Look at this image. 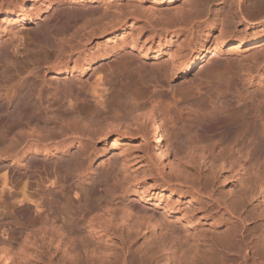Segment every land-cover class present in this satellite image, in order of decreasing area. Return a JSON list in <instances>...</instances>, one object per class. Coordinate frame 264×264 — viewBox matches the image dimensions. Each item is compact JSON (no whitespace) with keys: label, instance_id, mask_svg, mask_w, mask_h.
<instances>
[{"label":"bare ground","instance_id":"1","mask_svg":"<svg viewBox=\"0 0 264 264\" xmlns=\"http://www.w3.org/2000/svg\"><path fill=\"white\" fill-rule=\"evenodd\" d=\"M60 1L47 0L48 3L46 5L41 3L43 5L41 7L35 5V3L31 4V0H0V7L3 8L8 3L7 8L16 9L12 14L6 10L2 21L10 19L13 23L24 24L29 22L31 18L36 20L40 17L43 10H47L51 4ZM67 1L86 3L88 5L79 13L85 24H88L83 28L84 31L90 29L94 31L97 28L104 32L109 28L114 29L123 23L122 28L113 30L110 35L115 38L128 29L135 27L137 33L131 32L128 39H125L126 45L131 47V53L136 50L139 53L138 55L145 59H158L161 56H167L169 61L159 66L158 71H154V73L151 70L157 83L164 77L172 78L177 72L182 76H187L196 67H203L212 54L218 55V51L220 52L223 46L231 45L233 49L239 50L242 46L251 45L252 48H257L264 45V0H259L254 5L253 11L249 9L247 0H231L230 4H226V6L230 5L226 10V14L220 10L214 12L209 5L211 0H195L194 2L191 1L192 3L189 0H185L189 2L188 8L186 6V13L182 12L180 15L170 16V18L169 16L166 18L167 14L163 13V11L173 12L176 7L187 3L185 2L184 4L182 0H154L155 3L165 5V8L161 9L163 11L161 12L158 9L160 11L158 12L157 9L156 11L153 7L149 8L144 5L147 0H136L128 7L121 4L123 0ZM178 2L183 4L177 6ZM95 3L100 5L97 6ZM206 5L207 7L201 8V6ZM143 8L151 12V16L147 14L148 12L145 13L146 17L150 16L151 18L152 31L151 35L145 39H142V31L148 26L143 27L145 24H142L141 21L144 15L138 12L139 9L142 10ZM0 12H3V10H0ZM163 14H166L164 17L167 21L165 22L164 17H161V19H159L160 17L157 18ZM211 14L213 17L210 18ZM204 17H206V21L208 20V23L204 26L209 29L206 37L200 35L195 42L197 38L195 29L200 24H204L201 22ZM238 25L244 26V30L237 31L235 28ZM0 29L5 31L7 28L0 24ZM250 29L253 30L249 31ZM93 31L91 30V32ZM52 33L54 34V32ZM74 36L72 37L73 40ZM210 36H212V39H210L211 43L208 41ZM65 38L64 41L69 40ZM52 39L54 40V38ZM75 39L77 41L78 38ZM87 40L90 39L88 38ZM107 40H110V38L107 37ZM55 41L51 45L53 46L52 49L57 48V52L61 51V54L59 53L60 55L58 56V53L56 54L49 47L50 52H54L57 56L53 57L51 53L50 55L47 54L50 58H45V55L44 58L47 62H43V60L41 62L42 64H48L46 65L49 70H52V77L47 79L43 75L46 73L47 67L45 71H42L43 74L40 73L41 71L39 72L40 74L35 71V74H38L35 77V83L39 87L40 102L35 103L21 99L15 105H13V102L11 103L12 107H10L7 119L9 121L7 136H9L12 145L17 141H15V138L18 136V147L14 144L11 148V145H9L8 148L12 150L9 155L15 156L14 159L20 166L25 164L23 160L29 152H32L33 155L53 154L56 150L65 153L69 152L75 143H78L77 151L68 153L70 157L69 160L66 159V163V160H59L60 162L63 161V164L65 163L64 166L62 164L64 182L69 184V181L73 179V182H77L75 183L77 186L69 185L66 187L65 185L67 189L64 188L63 179L61 178L62 183L60 179L59 184V177L58 179L55 178L56 175L54 174L56 172L50 174L45 173L43 170L44 174L42 171L39 172L35 169V167L31 171L28 170L34 165L32 159H29L28 162L26 161L25 167L30 168L22 173L14 172L13 168H5L8 171L3 172L0 176V200H3L2 195L7 189V196L11 201V208L8 210L9 219L12 222L15 219H19L21 224L19 233L23 234L24 238L21 241H12L6 237H0V264H264V232L258 234V231L256 232L255 230L258 225L255 223L252 226V221L250 220L253 211L249 208L250 204L248 202L251 201V205H254L253 199H256L253 190H243L241 197L238 199L226 198L211 183V179L204 170L208 168L213 170L216 160L215 150L218 149L220 153L217 157L219 158L220 166L224 168L232 163L246 176L256 175V179L259 182L258 191L264 197V170H262L263 173H258V170L251 165L252 160L247 159V156L253 153L251 147L257 150L259 145L264 144V92L263 94L260 92V98L258 97V101L255 100L257 104L254 103L253 109H249L247 107L249 96L244 93L246 89L244 85L241 87L235 84L228 86L225 90H228L232 97L230 95V99L226 102L230 107L228 109H232V111L221 118V126L224 128V132L220 134V138L216 140L214 139L215 134H207L204 137L194 139L188 146L187 153L179 155L177 149L171 147L172 144L169 145L165 142L166 133L158 116L159 108L157 107L159 106L156 105V107L154 104H149V99H146L145 93L140 88V85L143 84L141 80H144L149 74L142 73L146 77L141 75V72L145 71L143 69L147 68V64L144 63L146 61L140 60L138 64L140 65L141 62V65L133 67L134 69H136L135 67L142 69L138 73L144 79L138 76L139 80H137L134 77L137 72H134V74H131V77L133 75V79L131 78L133 81L128 77L129 81L127 83L117 86V82L113 83V77L108 79L104 73L96 71L93 75V83L87 87L88 89H83L78 87L76 82L72 83L69 79L61 82L57 78L69 72L73 75V71H84L90 61L86 60L81 54L73 59L71 55L73 52L70 53L71 50L77 49L76 51H78L80 48H76L71 40L68 41L71 42L68 44L67 41H65L66 43H61V41L56 43L57 41ZM46 46L48 47V45ZM124 58L127 61L123 64L124 67L120 71L128 74L129 70L130 72L133 71L130 69V64L135 61L133 60L135 56L129 53ZM71 61H73V64L70 63ZM257 64L264 66V56ZM39 67H41V64ZM150 69L148 70L150 71ZM241 74H245L243 77L241 75V80L245 76H248L246 78L254 76L251 68L247 72L244 69ZM134 79L137 81L134 82ZM148 79L151 82V78ZM149 81H144V84ZM110 89L111 91L109 92L108 90ZM222 93L224 92L222 91ZM255 95L253 94V96ZM90 97L94 98L95 105L89 103ZM236 97L243 100V102L240 106L234 105L231 107L232 102H234L233 99ZM113 98H117V104H114ZM225 98L227 99V97ZM255 98L257 99L256 96ZM62 101L63 103H61ZM44 103L46 104L45 106ZM88 106L94 109V111L91 109L90 116H87L90 120L104 121L101 128L103 132L96 130L98 133L96 132V135L93 134L97 138L103 136L106 139L110 132L130 134V138L137 134H143L146 137L142 145H136L141 150V153L137 154V158H140L141 165L144 166L142 170H145V173L141 172V176L147 177L140 182H144V187H142L141 191L139 189V200L149 201L151 198H155L157 204L163 202V208H167L163 215H166L173 209V195L178 194L179 197H184L188 202L193 201L197 207V210L193 208L191 213L186 211L181 216L187 220V223L193 222L194 225L204 220L210 221V226L214 227L219 225L221 221H225L227 223L224 234H228V236L217 240L211 234L209 236L201 235L202 237L200 234H180L166 218H158L154 213H148L145 208L138 207L139 204L137 205L133 201L118 204L116 198L117 186L111 185L108 187V185L110 178L118 179L122 172L127 173L125 168L128 166L127 155L121 149L113 151L109 156V158L116 155L121 157H117L118 161L110 159L107 162L110 168L100 179L90 184L89 192L86 191L84 193L82 191L84 196H80L77 199L71 198V195L77 196L81 193L79 191L80 188L84 189L85 178L89 175L87 162L94 153L90 140L92 135H89L90 129L85 122L88 118L84 116L85 114L83 115L84 110L86 113ZM167 107L169 108V106ZM215 107H212V109ZM223 108L221 109L223 110ZM218 109L220 110V108ZM122 111L125 113V118L120 115ZM54 112L60 114L61 121L67 117L73 119L77 125L66 129L60 128L61 131L59 130V133L57 128H55L57 132L54 130L52 132L50 130L51 125L42 127L44 122V124H47L48 121L59 117H56L58 114H55L54 117ZM43 113H48L49 116L52 115L54 118L51 116L50 118L48 115L45 117ZM167 114L171 117L173 116L171 115L172 113ZM119 118L123 120L118 121ZM166 118L168 117L166 116ZM34 120L44 122L40 123L41 127H38L40 124L38 123V126H34L37 123ZM169 120L172 121L171 118ZM31 123H34V125H31ZM51 123L55 122L51 121ZM80 123H86V125L79 126L78 124ZM174 126L176 125L174 124ZM251 127H253L252 132ZM174 129L175 127L172 130ZM81 131L83 133L80 134ZM147 132L150 135L149 139L146 135L148 134ZM63 135H66V137H62L63 139L61 140L53 139ZM86 137H90L89 140ZM171 155L176 158L175 162L171 159ZM164 167L169 168V171L165 172ZM40 173L43 174L41 175ZM137 176L139 174L136 175V178H138ZM132 177L130 179L131 182H137L139 179ZM158 180H161L162 183ZM90 199L94 200L95 203L90 204ZM143 226L151 228L154 232L158 229L163 234L156 237V242L153 246L135 248L133 244L135 235L133 234L141 232ZM186 231L187 229H185ZM248 233L249 235H247ZM3 234L5 233L3 232ZM35 234H38V236ZM38 260H44L45 262H38Z\"/></svg>","mask_w":264,"mask_h":264},{"label":"rangeland","instance_id":"2","mask_svg":"<svg viewBox=\"0 0 264 264\" xmlns=\"http://www.w3.org/2000/svg\"><path fill=\"white\" fill-rule=\"evenodd\" d=\"M134 1L136 2V0H123V3H121V4H124V6L128 7L129 5L133 4ZM182 1L185 4L186 1L185 0H182ZM191 1L194 2L195 0H189V2H191ZM258 1L259 0H247V4L249 6V9L253 11L254 10L253 7ZM179 2H181V1H179ZM179 2L177 4V6L180 4L181 5L183 4V3L179 4ZM189 2H186L187 4H185V5L176 7L175 11H173V12L169 11V13H168V11L165 12V11L161 10V9L165 8V5H160L157 2L155 3L154 0H147L144 2V5L146 7H149V8L153 7L154 10L159 9V10H161V12L163 11V13H166L167 15L163 14V15H159L157 17V18L160 17L159 19H161V17L163 18L165 15H166V18H168V16L170 18V16L174 17L177 15H180V13L182 14V12L186 13ZM230 2H231V0H213V2L211 0V3H209V5L212 7L214 12L217 10H220L221 12H225V14H226L227 13L226 10L230 6V5L226 6V4H230ZM33 3H35V5H37V6L43 7V5H41V3H44L46 5L48 2H47V0H31V4H33ZM95 4L97 6L100 5L99 3H95ZM7 5H8V3H6V5L3 8L0 7V10H3V12H0V24L4 25V27L6 26V28H7L5 31L0 29V176L2 175L3 172L8 171V170H5L6 167H7L6 169H12L13 168V170H15L14 172L22 173L23 171L30 168V167H27V168L25 167L26 161L28 162L29 159H32L34 161V163L32 162L34 165H32V168H30L28 170L31 171V169H33L35 167V169H37L39 172L42 171L43 173H44V171H45V173H50V174H54L56 172L54 175H56L55 176L56 179H58V177H59L58 183L60 184L61 178L63 179V182H64V178H63L64 168H63V166L67 162V160H69L70 155L68 153L76 152L78 149V143H75V145H73L70 148L69 152H65V153H62L60 150H56V151H54L53 154L33 155L32 152H29V153H27L28 156L26 155L25 159L23 160V163H25L24 165L22 164L23 166L22 165L19 166L16 163V159H14L15 156L12 157V154H10L11 156L9 155V153H12L11 148L13 147V145L15 144L17 146V144H18V139H17L18 136H17V138H15V141L16 140L17 141L13 145L11 144V141L9 140V136H7L8 135V132H7L8 128L7 127H9V125H8L9 121L7 119H8V114H9L8 112L11 109L10 107H12L11 103L13 102V105H15L17 103V101L21 100V99H26L28 101L35 102V103L40 102L41 96L39 94V87L35 83V77H36V75L38 76V74L42 73V71H45L46 67H47L46 73H44V74L42 73V74L47 79H50L52 77V72H51L52 70H49V67L47 66L48 64L47 63H46L47 65L45 63L42 64L41 62H42V60H43V62L44 61L47 62V60L45 58H50L49 57L50 53L53 57H55V55L57 53H58L57 54L58 56L61 54L60 53L61 51L57 52V48H54L55 50L52 49L53 46H51V45L56 39H58V40H56L57 42L55 41L56 43H59L58 41H61V43L62 42L64 43L65 41H67V44L72 42L73 45L75 44L76 48H78V49L80 48L78 51H76L77 49L71 50L70 53L73 52L71 54L73 59L78 57L81 54L82 56H84L86 58V60L90 61L89 65L86 64V65H88V67L84 71H82V72L73 71L72 72L73 75H71V72H69V73L61 75L59 78H57L61 82H63L66 79H69L72 81V83L76 82L78 84V87L83 88V89H88L87 87L93 83V81H94L93 75L96 71H101L102 73L105 74V77L108 79H111L113 77V81H114L113 83L115 84L117 82L116 83L117 86L120 84L127 83V81H129V78L133 79V75L131 77V74H134V72H137V75H136L137 77L136 76H134V77L137 80H139L138 76H140V74L138 73V71L139 70L142 71V69H139L140 67L137 69V67L139 65L138 62L140 60H143V62L146 61L144 63L147 64V68L143 69L145 71L144 72L142 71L141 75H142V73L143 74L149 73L150 75L148 74L147 77L151 78V82L149 81L150 79H148L146 77V75H142V76L146 77L147 80H146V78L144 79L140 76L142 79H144V80H141V81H143L142 82L143 84L140 85L141 86L140 88L143 91V93H145V97H147L146 99H149V104H154L155 106L156 105L159 106V107H157V106L156 107L159 108L158 116H159V119H160L161 124L163 126V130L166 133L165 134V142L169 145L172 144L171 147L172 148L175 147L177 149V153L179 155H185V153H187L188 146H190V143L194 139H198L199 137H204L207 134H215L214 139H216V140L220 138V136H221L220 134L224 132V128L221 126L222 125L221 124L222 123L221 118L225 117L226 115L231 113L230 111H232V109H230V110L228 109L230 107L226 102L228 99H230V97H232V95L229 94L230 92L228 90L227 91L225 90L228 88V86L230 87L231 84H235L238 87H241L244 85V88L247 89V90L246 89L244 90V93L249 96L248 106H247V107H249V109H253L255 104H257V101L260 98L261 93L263 94V92H264V66L257 64L262 60V58L264 56V45H261L257 48H252L251 45H248L249 47L248 46H244V47L242 46L239 48V50H236L235 48L233 49L232 48L233 46H231V45L223 46L221 48L222 50L220 52L218 51V55L212 54L213 57L210 56L209 59H207V61L205 62L203 67H201V66L196 67V69L193 72H191L190 74H188L187 76H182L179 72H177V74H175L172 78H165L164 77L163 79H161V81L159 83H157L155 80L156 78L154 79V77H153L154 76L153 74L155 73L154 71H158V67L167 63L169 61V59L167 56H161L158 59H152V58L145 59V58H141L140 55H138L139 54L138 51H136V50H133V52L131 53L130 52L131 47L126 45L125 39H128L131 32L137 33V30L135 29V27L128 29L127 31L123 32L121 35H119L115 38L112 35H110V32H112L115 29L122 28L123 23L120 26H116L114 29L109 28L108 30H106L104 32H102V30L97 29V28L94 31H93V29H90V28H89L90 30L84 31L83 28L85 27V25H88V24L87 23L85 24V21L81 19V17H80L81 14H79V13H81L80 11L85 9L88 5H86V3L69 2L67 0H61L60 2H55V3L51 4L50 8L42 11L39 18H37L36 20L31 18V20L29 22L24 23V24L17 23V22L13 23V21H11L10 19H5L4 21H2L3 17H5L4 12H6V10L10 14H12L16 11V9L7 8L6 7ZM186 6H187V8H186ZM202 7L205 8V7H207V5L201 6V8ZM159 10H158V12H160ZM138 12L143 14L145 17V18L143 17L142 18L143 20L141 21L142 24L146 25V26L144 25L143 27L148 26L147 27L148 29L144 28V30L142 31V39H145L149 35H151L150 33L152 32L151 31V20H150L151 19L150 18L151 12H148L145 8H143L142 10L139 9ZM145 13H147L150 16L146 17ZM31 16H32V14H31ZM211 17H213L212 14H211L210 18ZM166 18L165 17L163 18L164 22L167 21ZM204 18H205V20H204ZM204 18H202V20H201V22L204 24H200L195 29V36H197V38L195 37L196 38L195 42L197 41V39L200 35L202 37H206V33H207L209 28L205 27L206 24L208 23L207 22L208 20L206 21V17H204ZM82 23H83V25H82ZM232 27H234V26H232ZM77 28H79L81 30H79V29L77 30ZM136 28H137V26H136ZM71 29H73V30L71 31ZM235 29H237V31H243L244 26L238 25ZM91 30L93 32H91ZM252 30L253 29H250L249 31H252ZM69 31H71V32H69ZM52 32H54V34ZM73 32H74V34H73ZM50 33H52V34H50ZM55 34L56 35L58 34L57 36H59V37H57ZM61 35H63V36H61ZM64 35L66 36V38ZM69 35H70V37H69ZM73 35H75L74 37L78 38L80 41L78 42V39L76 41V39L74 38V40L76 42L75 43L73 38H72ZM60 36H61V38H60ZM55 37H56V39H55ZM107 37H109L110 40H107ZM52 38H54V40ZM64 38L65 39L68 38L69 40H71V42H68L69 40L64 41ZM88 38L90 40H87ZM46 39H49V40H46ZM83 39H84V41H83ZM210 39H212V36H210L209 40H208L211 43L212 41ZM46 41H47V43H46ZM80 42H81V44H80ZM46 45H48V47ZM83 46H85V47L83 48ZM49 47H51L50 50L55 51L56 54H54V52H52V51L50 52ZM48 50H49V52H47ZM82 50H83V52H82ZM69 51H70V49H69ZM77 52H79V53H77ZM129 53H130V55L135 56V59H133L135 61L132 64H130V67H131L130 69L133 71L130 72V70H129L128 74L127 73L124 74L120 70L124 67L123 64L127 61L126 58H124V56L126 54H129ZM47 54H49V55H47ZM45 55H46V57H45ZM63 55L65 56L64 53H63ZM51 59H53V58H51ZM70 63L73 64V61H71ZM40 64H41V67H39ZM140 65H141V62H140ZM230 65H231V67H229ZM244 65H246L247 67L246 66L244 67ZM42 66H43V68H42ZM134 66H137V67H135L136 69L133 68ZM152 66H154V67H152ZM248 66H250L249 68L253 69V74H254V76L252 77L253 79L252 78H246L248 76H245V78H243V80H241L242 77L245 75V74L243 75L241 73L244 72V69L247 72V70L249 69ZM142 68H144V67H142ZM41 69H43V70H41ZM148 69H150V71ZM151 70H153L154 73L151 72ZM254 70L256 71V73ZM35 71L38 74H35L36 73ZM236 73L239 75H237ZM234 74H236V75L233 76ZM241 75H242V77H241ZM25 76H26V78H25ZM149 76H151V77H149ZM231 76H233V77H231ZM132 79H131V81H133ZM136 79H134V82L137 81ZM247 80L248 81L252 80V81H250V83H248ZM144 81H146V82L149 81V82L144 84L145 83ZM228 81H229V83H227ZM124 87H125V85H124ZM108 91L110 92L111 89ZM222 91L224 93H222ZM253 94L254 95L256 94L255 96L257 97V99L256 98L254 99L255 96H253ZM222 95L227 97V99ZM236 98H238V97H236ZM89 99H90L89 103L91 105L96 104L93 97H90ZM116 99L117 98H115V99L113 98L114 104H117ZM177 99H179V100H177ZM235 99H233L234 102H232L231 107L234 105L240 106L241 103L243 102V100H241L240 98H238L236 100ZM250 100H251V102H250ZM253 100H254V102H253ZM255 100H257V101H255ZM220 102H222V103L218 104ZM45 103H44V106L46 105ZM61 103H63V101ZM249 103H250V106H249ZM174 104H175V106H174ZM251 105H252V107H251ZM167 106H169V108ZM224 106H226V107L223 108ZM174 107H175V109H174ZM212 107H215V108L212 109ZM164 108H166V109H164ZM218 108H220V110ZM221 108H223V110ZM91 109L94 111V109L91 106L87 107L86 113L84 110L83 115L85 114L84 116H86V118H88L87 117L88 115L90 116V114L92 112ZM167 109H168V111H167ZM180 109H182V110H180ZM183 109L184 110L186 109L185 112L186 111L187 112L185 113ZM218 110H219V112H218ZM172 111H175V112H172ZM50 112H52V111H50ZM50 112H48V113L50 114ZM165 112H166V114H165ZM209 112H210V114H208ZM48 113H46V114L43 113V114L45 117H47L46 115L49 116ZM167 113H170V114L172 113L171 115H173V116L171 117ZM180 113H182V114H180ZM55 114L57 115L58 113L54 112V117H55ZM124 114L125 113L122 111V114H120L122 118H125ZM165 115L168 118H166ZM176 115L178 116V119H177ZM212 115L214 116V118ZM50 116L53 117L52 115H50ZM190 116H192L191 119H190ZM56 117H58V118L57 119L54 118L51 120L52 122H55V123H51V121H48L47 124H44L45 123L44 121L38 122V121L34 120L37 122V123H35L36 125H34V123L33 124L31 123V125L38 126L37 125L38 123L42 124L44 122L42 124V127H44V125H46V126L51 125L50 130L52 132H54L55 128H57L58 133H59L60 128L66 129V128H71L74 125H77V123H75V121L73 119H70L67 117L65 118V120L61 121L62 118L60 119V117H61L60 114H58ZM173 117H174V119H173ZM169 118H171L172 121H170ZM85 119H84V121H85ZM121 120H123V119H121V118L118 119V121H121ZM174 120H176V121H174ZM204 120H205V122H204ZM91 121L92 120H90L88 118L87 121H85L87 123V125H86V123L85 124L84 123L78 124L79 126H83V124H84L90 129L89 135L90 136L92 135L90 140L92 142V150L94 153L87 162V165L89 167L88 168L89 169L88 170L89 175L85 178L84 187H83L84 189L80 188L81 190L79 189V191L81 193L77 196L71 195V198L77 199L80 196L81 197L84 196V193H86V191L89 192L88 188H89L90 184H92L95 180L100 179L103 176V174L110 168V165H108L107 162L110 159H113V161H115V160L118 161V158L121 157L119 155H116V156H112L113 158L112 157L109 158V156L113 153V151H117L118 149H121L125 152V155H127L128 166L125 167L127 170V173L122 172L120 174V176L118 177V179L110 178L109 179V185H108V187L111 185L117 186L116 198H117L118 204H121L123 202L127 203V202L133 201V202H135V204H137V205L139 204L138 207L145 208L148 213H154L158 218H166L173 225L175 230L180 234H200V236L201 235L202 236H205V235L209 236L211 234V236H214V238L217 240L228 236V234H224L226 223H227L225 221H223V222L221 221V223L219 225L214 226V227L210 226V221H204V220H201L200 223L197 222V224H194V225H193V222L187 223V220L181 216L186 211L191 213L193 208H195L197 210V207L193 201L188 202V200H186L184 197L183 198L179 197L178 194L173 195V197H172V199L174 201V203L172 204L173 209L170 212H168V214H166V215H163V212L167 210V208H163V202L157 204L155 198H151L149 201L139 200L138 199L139 198L138 197L139 189L141 191L142 187H144V182L143 183H140V182L144 181L147 177L145 178L144 176L143 177L141 176L142 173H145L144 172L145 170H142L144 168V166L141 165L140 158H137V154H140L141 150L138 147H136V145H138V144L142 145L143 141L146 140L145 139L146 137H144L143 134H142L143 137L141 134H137L133 138H130V134H126V133L117 134L115 132H110L106 139H104L103 136L100 138H97V136H95L96 132H97L96 130H98V132H100V131L103 132V130H101V128H102V124L104 123V121H102V120H97V121L93 120L92 122ZM98 121H100V122H98ZM122 122H124V121H122ZM88 123H89V125H88ZM41 124L38 127H41ZM174 124L176 126H174ZM190 125H192V126H190ZM212 125H214V126H212ZM49 126H47V127H49ZM52 126H55V127H52ZM173 126L176 129V130L174 129L175 131L172 130L174 128ZM98 128H100V129H98ZM252 128L253 127H251V129ZM57 129L55 132H57ZM252 131H253V129L251 130V132ZM81 133H83V132L81 131L80 134ZM147 133L148 134H146V135H147V138L149 139V137H150L149 132H147ZM93 134H95V135H93ZM248 134H251V133H248ZM119 136H120V138H118ZM62 137L64 138V137H66V135L65 136L64 135L63 136H57L56 138H53V139L61 140V139H63ZM94 137H96V138H94ZM89 138L86 137V139H88V140H89ZM247 141H249V140H247ZM247 141H246V143H247ZM23 144H25V143H23ZM241 144H243V142H241ZM9 145H11L10 146L11 148H8ZM252 146H254V145H252ZM251 148L253 149L252 152L254 154L251 153L250 155H248L247 159H250V161L252 160L251 165L256 170H258V173H261V172L263 173L262 170H264V144L261 146L259 145V147H257V150H255L253 147H251ZM9 149H10V151H9ZM216 150H215V155H216L215 156L216 157L215 166L213 167V170H211L209 168L204 169L205 173L211 179V183L217 189L220 190L221 195L226 197V198H232V199L237 198L238 199L239 197H241L243 190L252 189L254 197L256 199H253L254 205H251V203H252L251 201L248 202V204H250L249 208L253 211V213H251L250 220L252 221L251 222L252 226H254L256 223L258 226L262 227L261 229L258 226L255 227V230H256V232L258 231L257 232L258 234L261 232H264V197L258 191V183L259 182L256 179V175L251 174L250 177H248V176H246V174H243V172L239 171L238 167L234 166V164H232V163L225 166L224 168H222L220 166L219 158L217 157V156H219L220 151L218 149H216ZM171 159L174 160V162L176 160V158H174L173 155H171ZM59 160H64V161L66 160V161L63 164V161H61L62 162L61 163ZM35 162H37V163L35 164ZM57 162H60V163H57ZM62 164H63V166H62ZM119 165H121V164H119ZM60 168H61V170H60ZM163 169L165 172L169 171V168H167V167H164ZM52 172H54V173H52ZM43 173H40V174L42 175ZM137 174H139V176H141V178H139V176H137L139 179L136 178ZM132 176H134V178L138 179L137 182L135 181L136 183L131 182L130 179L133 178ZM62 179H61V183H62ZM158 181L162 183L161 180H158ZM69 182H70L69 184H68V182H64V188L68 187L69 185L77 186L75 184L77 182H73V179L70 180ZM65 185H66V187H65ZM0 189H1V186H0ZM7 193H8V191L6 189L2 195L3 200H0V237H4V238L6 237L8 239H11L12 241H14V240L21 241L24 237L22 236L23 234L19 233V230L21 228V224L19 223V219H15L12 222L8 216V210H9V208H11V201L9 200ZM134 197H135V199H134ZM83 202H84V200H83ZM89 203L94 204L95 201L90 199ZM96 203H98V202H96ZM142 228H143V230L141 232L133 234V235H135V239H134V243H133L135 248H137L139 246L140 247L141 246L151 247L155 244L156 237L161 236L163 234L158 229H156V231L154 232L151 228H147L145 226H143ZM185 229H187L186 232H185ZM3 232L5 234H3ZM35 235L38 236V234H35ZM247 235H249V233ZM38 245H40V244H38ZM38 262H45V261L44 260H38Z\"/></svg>","mask_w":264,"mask_h":264}]
</instances>
